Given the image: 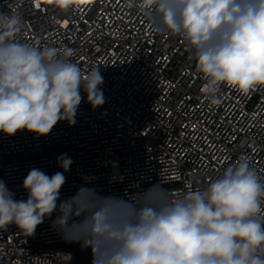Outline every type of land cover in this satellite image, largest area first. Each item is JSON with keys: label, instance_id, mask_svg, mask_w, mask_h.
<instances>
[{"label": "clouds", "instance_id": "1", "mask_svg": "<svg viewBox=\"0 0 264 264\" xmlns=\"http://www.w3.org/2000/svg\"><path fill=\"white\" fill-rule=\"evenodd\" d=\"M50 3L66 11L73 0ZM139 7L152 31L186 41L210 105L222 103L221 85L244 95L264 87V0H140ZM23 25L20 13L0 12V133L47 136L60 121L76 123L82 91L93 108L105 103L104 77L99 67L83 72L71 49L20 42ZM57 161L63 172L29 170L26 199L0 180V229L14 224L33 236L56 212L53 229L90 248L92 264H264V179L247 160L177 197L160 184L127 199L104 195L85 175L63 200L73 160L65 153Z\"/></svg>", "mask_w": 264, "mask_h": 264}, {"label": "built area", "instance_id": "2", "mask_svg": "<svg viewBox=\"0 0 264 264\" xmlns=\"http://www.w3.org/2000/svg\"><path fill=\"white\" fill-rule=\"evenodd\" d=\"M139 4L73 0L65 11L50 0H0V12L23 16L17 40L71 49L83 72L99 67L104 77L105 103L93 108L82 91L74 125L60 121L40 137L0 133V180L16 199L27 198L22 185L32 168L63 172L57 157L65 153L73 163L61 200L76 193L85 175L96 178L102 194L125 199L157 184L173 197L205 188L241 160L264 179V87L244 95L221 85L222 103L210 105L186 41L152 31ZM57 214L33 236L14 224L0 229V264H92L90 248L53 229Z\"/></svg>", "mask_w": 264, "mask_h": 264}, {"label": "snow or ice", "instance_id": "3", "mask_svg": "<svg viewBox=\"0 0 264 264\" xmlns=\"http://www.w3.org/2000/svg\"><path fill=\"white\" fill-rule=\"evenodd\" d=\"M82 2H83V0H82Z\"/></svg>", "mask_w": 264, "mask_h": 264}]
</instances>
